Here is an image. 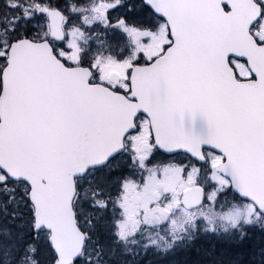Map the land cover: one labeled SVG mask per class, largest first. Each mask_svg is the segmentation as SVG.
Instances as JSON below:
<instances>
[{
    "label": "snow or ice",
    "instance_id": "snow-or-ice-1",
    "mask_svg": "<svg viewBox=\"0 0 264 264\" xmlns=\"http://www.w3.org/2000/svg\"><path fill=\"white\" fill-rule=\"evenodd\" d=\"M0 264H264V0H0Z\"/></svg>",
    "mask_w": 264,
    "mask_h": 264
}]
</instances>
